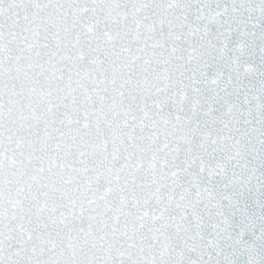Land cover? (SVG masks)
Listing matches in <instances>:
<instances>
[{"label": "snow or ice", "instance_id": "6c2138e0", "mask_svg": "<svg viewBox=\"0 0 264 264\" xmlns=\"http://www.w3.org/2000/svg\"><path fill=\"white\" fill-rule=\"evenodd\" d=\"M0 264H264V0H0Z\"/></svg>", "mask_w": 264, "mask_h": 264}]
</instances>
